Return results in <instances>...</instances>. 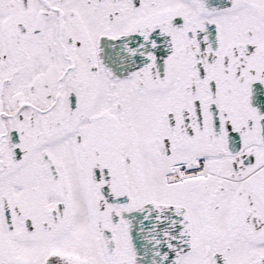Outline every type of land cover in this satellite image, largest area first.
I'll return each instance as SVG.
<instances>
[{"label":"snow or ice","instance_id":"1","mask_svg":"<svg viewBox=\"0 0 264 264\" xmlns=\"http://www.w3.org/2000/svg\"><path fill=\"white\" fill-rule=\"evenodd\" d=\"M0 264H264V0H0Z\"/></svg>","mask_w":264,"mask_h":264}]
</instances>
